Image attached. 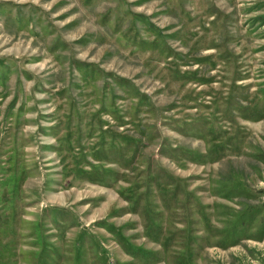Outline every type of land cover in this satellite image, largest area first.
<instances>
[{"label":"rangeland","instance_id":"374dc122","mask_svg":"<svg viewBox=\"0 0 264 264\" xmlns=\"http://www.w3.org/2000/svg\"><path fill=\"white\" fill-rule=\"evenodd\" d=\"M81 255L264 264V0H0V264Z\"/></svg>","mask_w":264,"mask_h":264},{"label":"trees","instance_id":"16d2710c","mask_svg":"<svg viewBox=\"0 0 264 264\" xmlns=\"http://www.w3.org/2000/svg\"><path fill=\"white\" fill-rule=\"evenodd\" d=\"M55 246V245H54ZM102 250V249H101ZM105 250H106V248H105ZM53 251H54V249H52V251L50 250L49 251V253H53ZM102 257H104L103 255L99 258V263H100V260H101V258ZM86 262H88L87 261V258L85 257V256H79V257H77L76 259H75V262H74V264H84V263H86ZM98 263V264H99Z\"/></svg>","mask_w":264,"mask_h":264}]
</instances>
